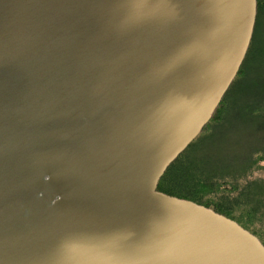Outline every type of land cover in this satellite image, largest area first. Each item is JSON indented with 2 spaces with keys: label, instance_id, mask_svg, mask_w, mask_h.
<instances>
[{
  "label": "water",
  "instance_id": "95a60500",
  "mask_svg": "<svg viewBox=\"0 0 264 264\" xmlns=\"http://www.w3.org/2000/svg\"><path fill=\"white\" fill-rule=\"evenodd\" d=\"M256 0H0V264H264L159 192L249 47Z\"/></svg>",
  "mask_w": 264,
  "mask_h": 264
},
{
  "label": "rangeland",
  "instance_id": "374dc122",
  "mask_svg": "<svg viewBox=\"0 0 264 264\" xmlns=\"http://www.w3.org/2000/svg\"><path fill=\"white\" fill-rule=\"evenodd\" d=\"M257 11L256 5L254 34L248 56L237 81L224 99L229 108L225 118L214 121L204 131L194 152L212 150L211 145L226 148L228 162L224 171L233 182L228 181L226 187L228 198L233 197L241 187H247L250 195L246 206L240 203L232 205L233 213L241 216L244 215V207H251L254 215L243 216L246 223L243 222L264 241V4ZM216 130L223 132L224 138L220 143L213 139ZM256 148L261 151L252 154ZM219 195L213 193L206 198L218 200Z\"/></svg>",
  "mask_w": 264,
  "mask_h": 264
},
{
  "label": "trees",
  "instance_id": "16d2710c",
  "mask_svg": "<svg viewBox=\"0 0 264 264\" xmlns=\"http://www.w3.org/2000/svg\"><path fill=\"white\" fill-rule=\"evenodd\" d=\"M263 4L264 0H256L258 11L260 6H263ZM251 43L247 49L246 55L243 59L241 66L239 67L236 76L234 77L232 83L225 92L218 106L214 110L210 120L203 127L202 131L198 134V136L166 168L163 175L158 181L157 190L164 194L190 200L199 205L208 207L214 212L236 221L240 226H242L243 228H245L246 230H248L259 238V234H257L253 230L251 231L250 228L245 225L246 221L243 218V216H248L249 214L254 215L252 213L253 209L251 207L243 208L244 215L237 216L233 213L234 207L232 205L236 203L245 205L247 202L250 201V195L247 191V187H241V189L235 195H233V197L228 198V192L226 187L227 184H229L231 181L228 179V176L225 175L224 171L228 162V156L225 153L226 148H224V146L222 145H219L216 146L218 148V150L216 151V147L210 144L213 147L212 150L203 149L198 153L194 152V149L197 147L198 143L204 136V131L209 129L210 125L214 121L223 120L225 118L224 115L229 109L228 106L224 103L225 96L227 95L232 85L237 81L238 76L242 71V67L248 56ZM222 135L223 132H221V130H216V132H214L213 139L216 140V143L222 142L221 140L222 138H224ZM258 150L259 149L256 148V150H254L252 154L259 153L261 151ZM220 188L222 189L220 190ZM213 193L220 194L218 196V200L206 198V195ZM228 203H231V206H227ZM243 220L245 221V223L243 222ZM259 240L264 245V241L260 238Z\"/></svg>",
  "mask_w": 264,
  "mask_h": 264
}]
</instances>
